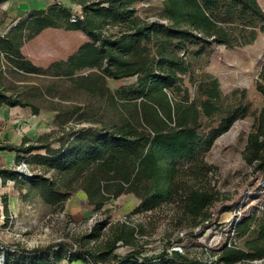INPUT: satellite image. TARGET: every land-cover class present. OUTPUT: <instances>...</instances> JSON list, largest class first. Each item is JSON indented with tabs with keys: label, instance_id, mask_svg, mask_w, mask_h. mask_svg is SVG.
Masks as SVG:
<instances>
[{
	"label": "trees",
	"instance_id": "obj_1",
	"mask_svg": "<svg viewBox=\"0 0 264 264\" xmlns=\"http://www.w3.org/2000/svg\"><path fill=\"white\" fill-rule=\"evenodd\" d=\"M70 1L80 10L64 0L31 10L10 33L0 35V49L16 68L40 73L42 69L23 55L22 41L46 28L84 33L92 41L94 64L105 76L135 79L114 92L123 116L100 127L73 128L69 141L58 148L41 136L3 148L20 159L46 150L31 159L56 173L55 179L34 174L23 175L27 179L22 180L14 168L0 169V176L24 182L45 204L62 203L82 190L88 204L99 210L109 199L132 193L140 201L135 212L173 204L174 219L183 228L217 229L210 209L221 194L212 188V167L206 155L216 139L248 113L249 106L245 92L238 89L220 92L202 103L199 97H191L185 78L195 86L205 75L198 76L197 70L208 65L217 46L244 47L264 32V8L259 0H165L161 19L152 21L134 20L136 0ZM48 70L72 74L63 62L51 63ZM259 78L264 98V65ZM3 104L37 111L32 103L0 92ZM243 158L264 184V102ZM230 228L237 238L246 239L248 249L239 250V258L263 255L264 208L234 219ZM137 230L118 226L112 237L94 246L85 236L77 241L76 249L69 243L32 250L4 246L0 258L4 264H205L177 250L142 255ZM117 243L130 248L122 257L115 253Z\"/></svg>",
	"mask_w": 264,
	"mask_h": 264
},
{
	"label": "rangeland",
	"instance_id": "obj_2",
	"mask_svg": "<svg viewBox=\"0 0 264 264\" xmlns=\"http://www.w3.org/2000/svg\"><path fill=\"white\" fill-rule=\"evenodd\" d=\"M15 1L18 0H5L0 4V35L10 33L19 21L29 17L31 10L55 2L25 0L26 5H12ZM164 1L136 0L132 4L136 9L134 20H160ZM259 2L264 8V0ZM64 3L80 10L70 0H64ZM22 42L21 51L25 58L42 71L32 73L16 68L0 49L6 65V76L1 81L4 89L0 92H7L4 95L12 100L32 103L38 109L37 116L41 119L34 135L26 132L29 139L46 137L51 147L58 148L61 143L69 141L73 128L100 127L117 122L123 116L114 92L135 79L114 80L105 76L94 64L92 41L84 33L46 28L34 38ZM54 62H63L72 74L56 75L48 70ZM263 65L264 32L244 47L217 46L208 65L197 70L198 76L205 75L195 86L189 77L185 78L191 97H199L202 103L209 102L220 92L228 94L238 89L245 92L249 106L248 113L217 138L206 155V161L212 167V188L221 194V200L210 209L217 229L209 226L201 230L183 228L174 219L173 204L135 212L140 201L132 193L111 198L96 210L88 204L82 190L75 191L62 203L50 205L45 204L36 191L30 192L24 182L6 180L3 182L4 194L0 196V242L8 248L20 246L27 250L57 243H69L76 249L77 241L85 236L92 246L102 244L112 237L118 226L128 225L138 229L137 245L145 256L180 247L177 251L205 264H264V253L260 257L254 254L250 258H239L238 251L248 249L246 239L237 238L229 226L236 214L241 218L264 208L263 181L252 174L251 166L243 158L248 136L256 130L263 107V85L259 78ZM26 108L36 112L34 107ZM44 110L48 117L43 116ZM17 116L27 127L29 118ZM19 136L18 129L11 122H0V166L7 163L20 174L24 171L29 177L39 174L55 179L56 173L31 159L35 154H46V150L35 151L20 159L15 152L3 149L21 144H17ZM21 178L27 179L23 175ZM169 242L171 246H168ZM129 250L128 246L117 243L115 253L122 257ZM60 263L85 264L76 261ZM0 264L4 263L0 261Z\"/></svg>",
	"mask_w": 264,
	"mask_h": 264
},
{
	"label": "crops",
	"instance_id": "obj_3",
	"mask_svg": "<svg viewBox=\"0 0 264 264\" xmlns=\"http://www.w3.org/2000/svg\"><path fill=\"white\" fill-rule=\"evenodd\" d=\"M24 2H25V0H22V1L18 0V1H15V3H13L12 5H14V4H17L18 6L19 5H26L27 3H24ZM3 60H4L3 54L0 53V89H4V85L1 84V81L6 76L5 75L6 65H5ZM4 94H7V92H4ZM40 110L42 111L43 109H40ZM44 112H45V114L43 116L48 117V114H46L45 110H44ZM19 114L25 115L26 118L27 117L29 118L27 127L23 126V122L21 120H19V117L17 116ZM37 114H38V111L34 112L32 109L29 110L26 107L10 106L8 104H3L0 106V122H3V121L5 123L11 122V125L13 127H15V129H18V134H20V136L17 137V140L19 141L17 144L21 143L24 138H29L30 136L28 134H30V135L35 134V132L37 131L40 119H41L37 116ZM12 158H13V155H11V159ZM10 161H12V160H10ZM4 168L13 169V168H11V164H7V163H5V165H3V166H0V169H4ZM6 180L14 182V180L6 179L5 177L0 176V196H2L4 194L5 187H4L3 182H5ZM10 199H13V198H10ZM0 203H1V201H0ZM0 261L2 262L1 258H0Z\"/></svg>",
	"mask_w": 264,
	"mask_h": 264
},
{
	"label": "built area",
	"instance_id": "obj_4",
	"mask_svg": "<svg viewBox=\"0 0 264 264\" xmlns=\"http://www.w3.org/2000/svg\"><path fill=\"white\" fill-rule=\"evenodd\" d=\"M237 216H236V218L235 219H237V218H239V215L238 214H236ZM233 221H234V219L230 222V225L229 226H231V224L233 223ZM5 247H4V245L0 242V249L2 250V249H4ZM180 247H174L172 250H178Z\"/></svg>",
	"mask_w": 264,
	"mask_h": 264
},
{
	"label": "water",
	"instance_id": "obj_5",
	"mask_svg": "<svg viewBox=\"0 0 264 264\" xmlns=\"http://www.w3.org/2000/svg\"><path fill=\"white\" fill-rule=\"evenodd\" d=\"M25 166H26V165H25ZM19 169H21V168H19ZM21 174H22V175H29L28 173H27V174L24 173V171H22Z\"/></svg>",
	"mask_w": 264,
	"mask_h": 264
}]
</instances>
